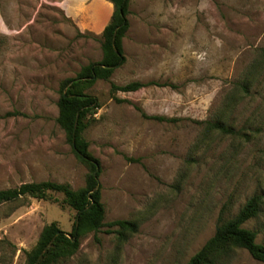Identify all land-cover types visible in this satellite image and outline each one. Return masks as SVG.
<instances>
[{
	"label": "rangeland",
	"instance_id": "rangeland-1",
	"mask_svg": "<svg viewBox=\"0 0 264 264\" xmlns=\"http://www.w3.org/2000/svg\"><path fill=\"white\" fill-rule=\"evenodd\" d=\"M57 2L0 0V189L45 180L73 189L85 184L87 167L55 121L56 103L65 79L100 60L101 36L78 31ZM134 2L125 61L109 81L172 86L111 94L108 81L96 80L85 92L100 107L82 135L99 163L104 222L129 219L139 227L123 244L108 227L96 238L89 232L71 257L54 264H185L216 231L224 205L230 218L264 189V125L240 144L205 136L201 124L218 115L250 68L252 95L225 119L240 126L264 107V0ZM251 120L256 126L259 117ZM61 198L0 205V264H24V251L52 221L71 231L75 211ZM243 226L264 244V206ZM225 264L264 263L235 248Z\"/></svg>",
	"mask_w": 264,
	"mask_h": 264
},
{
	"label": "trees",
	"instance_id": "trees-1",
	"mask_svg": "<svg viewBox=\"0 0 264 264\" xmlns=\"http://www.w3.org/2000/svg\"><path fill=\"white\" fill-rule=\"evenodd\" d=\"M113 5V13L109 23L104 27L100 39L102 56L100 60L89 62L82 66L73 78L65 79L60 85V93L57 100V116L55 121L64 132L72 153L87 167L85 184L83 187L73 189L67 183L45 180L40 182L22 183L16 187L0 189V205L21 201L27 198L49 200L52 193L62 196L61 204L75 211L74 222L69 233L63 231L52 221L43 226L35 246L29 251H24V264H54L71 257L79 248L80 239L89 232L96 233L104 227L106 232L116 234L119 244H123L139 227L136 220L116 219L105 223V207L101 200V185L98 180L100 168L96 170L98 160L90 154L89 142L82 133L88 125V118L100 107L96 96L88 94L89 88L96 80L109 82L110 93L132 92L141 87L150 85L172 86L167 82L155 81H130L117 85L109 81L114 70L120 67L125 56L122 48V40L129 28L128 9L129 0H109ZM262 59L264 60V49ZM256 75V69L250 68L246 78L234 84V90L227 102L223 103L220 112L215 118L201 121L206 131L239 139V143L251 141V131L263 132L264 107H257V111L242 121L240 126L234 124V119H225L231 109L237 106L239 100H244L252 95L251 81ZM116 101L123 100L115 98ZM262 104L264 96L261 97ZM14 113H7L12 115ZM259 117L256 126L252 117ZM142 117L159 121H171V118L142 113ZM254 127V128H253ZM242 140V142H241ZM201 141H198V143ZM95 173V174H94ZM264 206V189L258 194H252L241 206L238 212L230 217L223 216L227 206H223L219 214V223L216 231L204 242V244L189 258L185 264H225L226 258L235 248L248 251L252 258L264 263V244L255 242V231L244 227L243 224L256 218ZM13 246V245H12Z\"/></svg>",
	"mask_w": 264,
	"mask_h": 264
},
{
	"label": "crops",
	"instance_id": "crops-1",
	"mask_svg": "<svg viewBox=\"0 0 264 264\" xmlns=\"http://www.w3.org/2000/svg\"><path fill=\"white\" fill-rule=\"evenodd\" d=\"M57 5L75 28L83 32L100 37L104 27L109 23L113 13V5L109 0H57ZM134 0H129L128 9L131 13ZM128 14V17L130 15ZM129 19V18H128ZM131 24L123 40L130 35ZM122 40V48H123Z\"/></svg>",
	"mask_w": 264,
	"mask_h": 264
},
{
	"label": "water",
	"instance_id": "water-1",
	"mask_svg": "<svg viewBox=\"0 0 264 264\" xmlns=\"http://www.w3.org/2000/svg\"><path fill=\"white\" fill-rule=\"evenodd\" d=\"M99 169V164H96V170H98ZM95 174V173H94Z\"/></svg>",
	"mask_w": 264,
	"mask_h": 264
}]
</instances>
